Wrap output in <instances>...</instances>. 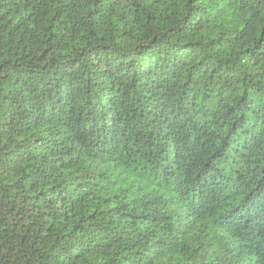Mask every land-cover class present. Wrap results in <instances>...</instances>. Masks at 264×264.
I'll use <instances>...</instances> for the list:
<instances>
[{"label": "trees", "instance_id": "obj_1", "mask_svg": "<svg viewBox=\"0 0 264 264\" xmlns=\"http://www.w3.org/2000/svg\"><path fill=\"white\" fill-rule=\"evenodd\" d=\"M0 264H264V0H0Z\"/></svg>", "mask_w": 264, "mask_h": 264}]
</instances>
